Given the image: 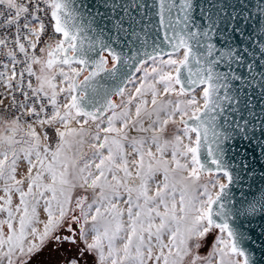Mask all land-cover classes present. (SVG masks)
Listing matches in <instances>:
<instances>
[{"label":"snow or ice","instance_id":"6c2138e0","mask_svg":"<svg viewBox=\"0 0 264 264\" xmlns=\"http://www.w3.org/2000/svg\"><path fill=\"white\" fill-rule=\"evenodd\" d=\"M0 264H264V0H0Z\"/></svg>","mask_w":264,"mask_h":264},{"label":"water","instance_id":"95a60500","mask_svg":"<svg viewBox=\"0 0 264 264\" xmlns=\"http://www.w3.org/2000/svg\"><path fill=\"white\" fill-rule=\"evenodd\" d=\"M239 191H240L239 189H236V190H235L237 196L239 195Z\"/></svg>","mask_w":264,"mask_h":264}]
</instances>
